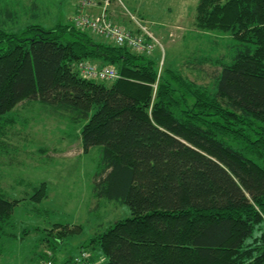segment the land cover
<instances>
[{
	"label": "trees",
	"instance_id": "trees-1",
	"mask_svg": "<svg viewBox=\"0 0 264 264\" xmlns=\"http://www.w3.org/2000/svg\"><path fill=\"white\" fill-rule=\"evenodd\" d=\"M194 13L195 29L238 43L211 90L167 67L158 77L151 57L72 24L0 28V116L36 101L83 121L82 151L101 149L93 196L130 211L89 240L101 264H264V0H198ZM0 15V26L18 16ZM84 60L118 79L81 78L74 65ZM46 197L42 183L30 199ZM19 202L0 195V233ZM50 231L44 264H81L54 255L74 230Z\"/></svg>",
	"mask_w": 264,
	"mask_h": 264
},
{
	"label": "rangeland",
	"instance_id": "rangeland-1",
	"mask_svg": "<svg viewBox=\"0 0 264 264\" xmlns=\"http://www.w3.org/2000/svg\"><path fill=\"white\" fill-rule=\"evenodd\" d=\"M197 1L111 0L108 11L118 26L136 29L133 17L148 28L159 45L152 54L139 56L155 60L159 75L162 68H171L211 90L220 64L230 62L238 43L227 34L195 29ZM76 3L78 0H0V8L13 9L18 15L0 28L18 32L31 24L44 29L72 24ZM83 124L69 112L36 101L21 103L0 116V195L20 200L9 225L0 233V264H44L42 255L51 253L57 238V231H50L54 225L74 230L57 240L54 255L59 263L77 258L84 248L93 263L101 264L100 255L89 251V240L115 221L130 217L125 204L93 196L95 182L102 178L101 149L82 151L79 133ZM42 183L47 197L37 205L30 197Z\"/></svg>",
	"mask_w": 264,
	"mask_h": 264
},
{
	"label": "built area",
	"instance_id": "built-area-1",
	"mask_svg": "<svg viewBox=\"0 0 264 264\" xmlns=\"http://www.w3.org/2000/svg\"><path fill=\"white\" fill-rule=\"evenodd\" d=\"M111 0H78L72 25L80 30L88 31L94 36L118 47H125L137 55H150L159 44L148 28L131 17L136 29L130 30L114 24L110 18L108 7ZM79 76L89 81H109L118 79V74L112 67H98L88 60L74 65ZM159 75V74H158ZM89 254L81 252L77 262L93 264L88 261ZM46 264H52L48 261Z\"/></svg>",
	"mask_w": 264,
	"mask_h": 264
},
{
	"label": "crops",
	"instance_id": "crops-1",
	"mask_svg": "<svg viewBox=\"0 0 264 264\" xmlns=\"http://www.w3.org/2000/svg\"><path fill=\"white\" fill-rule=\"evenodd\" d=\"M101 41H104V40L101 39ZM104 42H106V41H104ZM100 262H101V258H100V260H99V263H100ZM97 264H98V262H97Z\"/></svg>",
	"mask_w": 264,
	"mask_h": 264
}]
</instances>
